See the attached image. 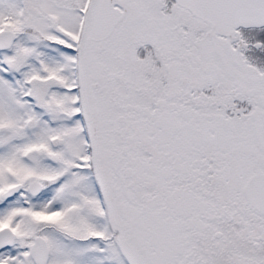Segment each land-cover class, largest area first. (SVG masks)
Masks as SVG:
<instances>
[{
	"label": "snow or ice",
	"instance_id": "1",
	"mask_svg": "<svg viewBox=\"0 0 264 264\" xmlns=\"http://www.w3.org/2000/svg\"><path fill=\"white\" fill-rule=\"evenodd\" d=\"M0 264H264V0H0Z\"/></svg>",
	"mask_w": 264,
	"mask_h": 264
}]
</instances>
